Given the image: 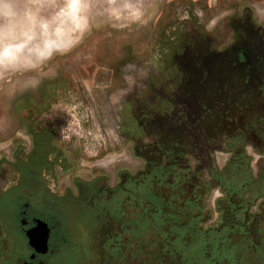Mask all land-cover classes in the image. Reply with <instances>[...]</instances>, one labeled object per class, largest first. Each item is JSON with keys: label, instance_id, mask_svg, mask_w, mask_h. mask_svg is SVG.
Wrapping results in <instances>:
<instances>
[{"label": "flooded vegetation", "instance_id": "1", "mask_svg": "<svg viewBox=\"0 0 264 264\" xmlns=\"http://www.w3.org/2000/svg\"><path fill=\"white\" fill-rule=\"evenodd\" d=\"M218 11L0 93V264H264V0Z\"/></svg>", "mask_w": 264, "mask_h": 264}, {"label": "rangeland", "instance_id": "2", "mask_svg": "<svg viewBox=\"0 0 264 264\" xmlns=\"http://www.w3.org/2000/svg\"><path fill=\"white\" fill-rule=\"evenodd\" d=\"M258 1L79 0L75 9L67 0H0V93L13 101L55 75L92 81L114 64L125 72L179 29L184 10L209 16L217 6L216 18Z\"/></svg>", "mask_w": 264, "mask_h": 264}, {"label": "bare ground", "instance_id": "3", "mask_svg": "<svg viewBox=\"0 0 264 264\" xmlns=\"http://www.w3.org/2000/svg\"><path fill=\"white\" fill-rule=\"evenodd\" d=\"M79 0H67L68 4H69V7L71 6V8H75L76 9V5H77V2ZM45 44V42H44ZM41 46V45H40Z\"/></svg>", "mask_w": 264, "mask_h": 264}, {"label": "clouds", "instance_id": "4", "mask_svg": "<svg viewBox=\"0 0 264 264\" xmlns=\"http://www.w3.org/2000/svg\"><path fill=\"white\" fill-rule=\"evenodd\" d=\"M221 194L219 193V191L216 192V196L219 197Z\"/></svg>", "mask_w": 264, "mask_h": 264}]
</instances>
